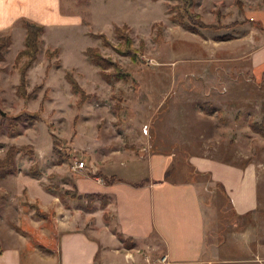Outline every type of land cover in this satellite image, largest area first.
Returning <instances> with one entry per match:
<instances>
[{
	"label": "rangeland",
	"instance_id": "obj_1",
	"mask_svg": "<svg viewBox=\"0 0 264 264\" xmlns=\"http://www.w3.org/2000/svg\"><path fill=\"white\" fill-rule=\"evenodd\" d=\"M254 9L264 10V0H62V12L83 21L42 24L34 60L16 58L25 48L22 21L0 32L12 35L10 43L0 44V159L10 145H17L20 167L19 174L0 179V228L18 224L23 211H35L28 196L44 199L48 188L64 193L63 178L52 173L59 166L68 169L92 154V162L108 171L115 158L110 152L116 151L124 155L122 162H130L126 167L140 158L136 164L144 170L147 160L141 156L170 152L176 159L173 171H186L198 182L206 210V255L211 261L196 264H264V137L250 126L264 114V74L256 76L250 69L248 54H241L246 49L242 40L223 42L228 41L224 35L251 39ZM202 21L212 27H201ZM124 23L131 26L127 33L136 60L92 35L105 33L118 47L114 26ZM89 46L99 47L131 79L104 80L85 53ZM239 47V55L227 53L239 52ZM28 62L24 94L21 75ZM68 72L92 95L81 106ZM194 154L253 163L260 180L258 209L236 214L222 187L189 163ZM121 161L118 166L124 170ZM35 164L41 170L37 180L30 173ZM68 177L73 184L78 175ZM61 198L65 205H90L67 195ZM102 220L98 213L97 222ZM157 253L152 251L148 263L166 264Z\"/></svg>",
	"mask_w": 264,
	"mask_h": 264
},
{
	"label": "crops",
	"instance_id": "obj_2",
	"mask_svg": "<svg viewBox=\"0 0 264 264\" xmlns=\"http://www.w3.org/2000/svg\"><path fill=\"white\" fill-rule=\"evenodd\" d=\"M61 4L62 0H0V32L10 31L25 18L41 25L82 23L83 18L64 14ZM246 10L251 13V9ZM254 10L255 26L251 39L232 37L223 42L231 44L242 40L246 48L244 53L240 50L243 45H240L239 52L227 53H247L250 69L254 75L262 76L264 10ZM110 153L115 158L108 163V167H113L108 171L96 166L89 153V158L84 159V168L72 163L68 169L59 166L52 171L63 178L65 190H76L83 195L104 194L109 196L108 204L101 206L98 199L93 208L86 205L84 209L74 203L65 205L67 203L64 204L61 198L65 195L49 189L44 199L36 197L33 200L28 196L27 202L37 204L48 217L26 210L19 215L18 224L0 228V264H151L148 262L152 251L160 254V260L166 258V264L211 261L206 255L208 219L199 184L190 180L188 172L173 171L175 155L154 152L141 156L142 160H147L143 170V165L136 164L140 158L134 159L131 167H126L130 162L121 161L124 155H118L116 151ZM119 160L121 166L125 165L124 170L118 166ZM189 163L198 173L210 175L214 183L222 187L236 214L247 215L258 209L260 180L253 163L235 164L198 154L192 155ZM99 172L116 175L119 180L107 184L98 176ZM69 173L78 175L73 184ZM125 174L136 179H126ZM25 189L29 195L28 187ZM98 213H102L100 222H97ZM105 213L109 220L104 217ZM117 233L131 238L133 246L126 247ZM219 251L217 247V258L221 256ZM222 259L231 261L228 257Z\"/></svg>",
	"mask_w": 264,
	"mask_h": 264
},
{
	"label": "trees",
	"instance_id": "obj_3",
	"mask_svg": "<svg viewBox=\"0 0 264 264\" xmlns=\"http://www.w3.org/2000/svg\"><path fill=\"white\" fill-rule=\"evenodd\" d=\"M157 1V0H154ZM183 1H191V0H183ZM22 23L24 27L26 28V36H25V48L20 50L17 54L18 59H20L23 56H29L30 60H34L35 54L38 52V39L41 33H43L45 26L38 24L36 22L30 21L28 19H23ZM199 23V22H198ZM238 23L235 21L232 24H229V27L233 25H237ZM198 25L201 27L210 28L212 27V24L204 23L203 21L200 22ZM130 26L128 24L123 25H115L114 26V33L120 39L119 46H115V44L108 38V35L105 33H92L95 37L101 38L103 45L106 47H112L117 49L121 54L130 56L132 59H137V53L136 50L133 47V39L127 33L129 32ZM223 38L230 39L231 36L224 35ZM12 40L11 33L1 35L0 34V44L5 43L8 44ZM1 50V46H0ZM33 52V53H32ZM86 55L88 56L89 60L99 68L101 76L106 80L108 83H113L115 80L122 79L124 81H129L131 79V76L128 72L124 70V68L111 59L110 57L104 56L100 48L97 46H89L85 50ZM3 59V55L0 53V60ZM31 66V63L28 62L27 66L22 70L21 80H22V87L21 90L25 94V84H26V77L29 67ZM68 80L70 81L72 85V89L80 94V99L78 101V105H83L88 98H90L92 95L87 93L85 89L79 84V82L74 78V76L71 73L66 74ZM20 91V90H19ZM21 93V91H20ZM208 108L211 107V103H207L206 105ZM251 128L254 132L258 133L260 136L264 137V114L261 119H254L251 121ZM19 152V148L17 145H10L7 154L4 158L0 159V179H4L8 177L9 175L18 174L20 172V167L18 166L16 162V155ZM31 176L34 178H39L41 176V170L37 166V164L33 165L31 167ZM98 176H101L104 181L107 184H112L119 180V177L116 175L107 176L103 173H97ZM49 190L53 191L52 189L48 188ZM61 195H70L73 198L78 199H86L90 204L88 208H93V203L96 199L101 200V206H106L109 202V196L104 194H79L76 190H65L63 194ZM31 208L35 209V214L37 216L46 218L48 215L40 208L37 204H30ZM104 217L106 220H109L108 215L105 213ZM120 239L124 242V245L128 248L133 246V240L131 238L124 237L121 233H117Z\"/></svg>",
	"mask_w": 264,
	"mask_h": 264
},
{
	"label": "built area",
	"instance_id": "obj_4",
	"mask_svg": "<svg viewBox=\"0 0 264 264\" xmlns=\"http://www.w3.org/2000/svg\"><path fill=\"white\" fill-rule=\"evenodd\" d=\"M76 166L78 167V168H84L85 167V162L82 160V161H79L78 163H76ZM166 260V258H163L161 261H165Z\"/></svg>",
	"mask_w": 264,
	"mask_h": 264
}]
</instances>
